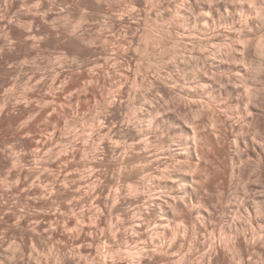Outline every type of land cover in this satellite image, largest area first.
Masks as SVG:
<instances>
[{
  "label": "rangeland",
  "instance_id": "rangeland-1",
  "mask_svg": "<svg viewBox=\"0 0 264 264\" xmlns=\"http://www.w3.org/2000/svg\"><path fill=\"white\" fill-rule=\"evenodd\" d=\"M0 264H264V0H0Z\"/></svg>",
  "mask_w": 264,
  "mask_h": 264
},
{
  "label": "bare ground",
  "instance_id": "bare-ground-1",
  "mask_svg": "<svg viewBox=\"0 0 264 264\" xmlns=\"http://www.w3.org/2000/svg\"><path fill=\"white\" fill-rule=\"evenodd\" d=\"M255 213H256V211H255Z\"/></svg>",
  "mask_w": 264,
  "mask_h": 264
}]
</instances>
